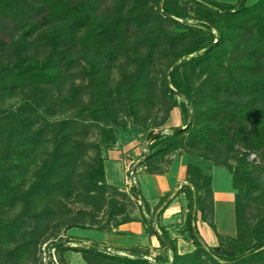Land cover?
<instances>
[{
	"label": "trees",
	"instance_id": "16d2710c",
	"mask_svg": "<svg viewBox=\"0 0 264 264\" xmlns=\"http://www.w3.org/2000/svg\"><path fill=\"white\" fill-rule=\"evenodd\" d=\"M41 43L50 46L46 59L30 62ZM77 47L90 69L70 58ZM4 61L13 67L0 75V105L28 92L34 95L16 119L0 118V123L6 119L0 139V202L16 211L0 224V263L39 264L42 246L60 227L58 221L77 213L69 203L73 199L91 209L81 214L89 217L108 208L116 215L118 202L109 191L127 197L107 182L104 161L93 183L81 169L92 132L84 112L59 123L37 113L38 108L51 114L60 108L58 97L72 83L75 98L84 87L97 94L91 97L97 100L92 118L116 119L117 104L131 117L144 113L146 121L156 111L163 113V127L148 134L149 153L140 164L149 174H155L159 158L185 147L214 166L231 169L234 159L241 165L234 175L239 190L235 236L217 231L211 169L205 172L189 159V184L180 193L188 199L184 239L194 250L181 254L178 241L162 227L161 244L172 258L117 248L131 253L122 256L98 243L77 250L88 264H264V0H0ZM80 75L87 86L76 88ZM176 108L184 128L165 136L162 131ZM240 171L247 184L239 181ZM143 211L151 214L145 201ZM199 213L216 232L217 246H208L201 236ZM149 228L156 234L151 220Z\"/></svg>",
	"mask_w": 264,
	"mask_h": 264
},
{
	"label": "rangeland",
	"instance_id": "374dc122",
	"mask_svg": "<svg viewBox=\"0 0 264 264\" xmlns=\"http://www.w3.org/2000/svg\"><path fill=\"white\" fill-rule=\"evenodd\" d=\"M218 1L227 4H235L237 2V0ZM256 1L258 0H251V3H255ZM189 23L196 24L194 21H189ZM49 49V45H45L44 43L38 44L31 54L32 60H30V62L41 64L46 59ZM72 54L73 55L70 57L71 59L77 60L78 64L80 63L83 67L90 69L91 63L86 62L84 59L81 47H77L72 50ZM12 67L7 61L0 63V75L6 73V71ZM116 80L118 79L115 78V82H117ZM72 85V83H69L67 88L63 90L62 95L58 97L61 102L60 108L53 109V114L48 113L46 107L40 109L38 108V110L36 109L37 113L40 116L47 117L52 122L59 123L61 121L70 119L71 117L80 116V114L84 112L83 116H85L86 123L91 126L92 132L90 133L89 138L86 140L91 145V148L88 153L80 160L81 169L88 171L87 179H89V182L93 183L101 177L100 166L102 165L103 161L105 162V160L110 159V157L115 158V160L117 157L123 158L125 181L123 185L119 187L115 186V188L127 197L123 198L122 196L117 195L115 191H109L108 196L118 202L116 215L112 214L113 211L108 208L101 213L93 212L89 217L83 216L81 214H83V212L91 213V209L84 207L82 204L76 203L74 199L70 201V206H72L77 213L70 219L58 221L60 227L55 232L50 233L47 243L42 246V259L39 264H51V262H53V264H88L84 260L83 254L77 250H80V248H90L89 246L92 247L98 243L101 244L103 234L105 233H125L126 231H123V226H126V223H140L146 227L147 233L150 234L152 233L151 229L149 228V221L151 220L154 222L155 229H158L156 220L159 219V213L156 214L157 212L155 211L153 214H148L144 211L142 212L144 201L142 198L138 200L134 196L133 190L136 189L138 191V185H140V175L143 174L144 171H147L146 166H143L144 169L142 171L138 170L141 166L140 164L144 160V155L147 152L149 153L147 148L149 144L148 134L151 131L160 132L163 127L160 125L163 118V113L156 111L154 115L146 121L144 113L139 114L138 117H131L130 113H127L126 109L125 111L122 110L121 105L117 104V106L113 105L116 108L114 110L119 112V114L116 116V119L105 118L100 120V115H96L94 118H92L90 112L95 108L97 100L96 97H91L94 95L97 96V94L94 92L92 95V93H90V91L84 87V85L87 86V80L85 81L84 77L82 76L76 81L75 85L76 88H80L81 86L84 87L80 96L76 98L73 97V90L71 89ZM32 95H34V92H28L22 96L11 98L4 104L0 105V118H7L8 120L16 119L18 114L27 109L26 103L29 99H31L30 97ZM113 99H116V97ZM4 120H2L0 123V139L2 132L1 126L5 123ZM184 123L185 119L182 116L180 109L176 108L170 114L162 134L165 136H172L173 129L183 127ZM164 141L166 142L167 139ZM166 143L163 144L162 147L165 146ZM53 146L54 145H52V147ZM187 148L190 147L179 149L175 152L169 153L164 158H159L155 164V174L164 175L170 170L174 163L176 165H180L183 162L184 164H187L189 159L191 163L196 166H200L205 172L206 170L210 171L211 169L210 174L213 177L214 191H216L218 197H228L230 200L231 198H234V203L230 201L229 204L224 203L221 198L217 199V231L219 230L218 232L225 236H235L237 233L235 197L236 194L239 193V190L234 188V175L236 171L239 170L241 166L240 163L235 159L231 160V169L214 166L209 160L192 155L191 152L189 153L185 150ZM99 153L102 157H99ZM254 158L255 156H252L250 161H252ZM129 167L134 170L133 176L131 175V171H128ZM242 174L243 172L240 171L239 181L242 184H247L246 181L243 179L241 180ZM132 179H134V185H132ZM181 187L182 186H180V188ZM123 208H125V210ZM15 214L16 211L11 207L9 202H0V224L10 221L8 219ZM201 229L203 235L206 238V241H204L207 245L212 244L213 241H216V239L218 241V238H216V232L210 227L208 223H203L201 225ZM105 230L107 232H105ZM55 244H62V247L64 248L55 247ZM160 245L162 255L167 256L168 250L163 252L164 247L162 244ZM99 248L108 250L109 252L118 253L122 256H131L130 252H116V249L108 245L101 244ZM170 257L172 258V256ZM147 258L150 259L151 262H154L151 257ZM8 263L13 264V261H9ZM0 264H6L4 259L1 260Z\"/></svg>",
	"mask_w": 264,
	"mask_h": 264
},
{
	"label": "crops",
	"instance_id": "0c3cea01",
	"mask_svg": "<svg viewBox=\"0 0 264 264\" xmlns=\"http://www.w3.org/2000/svg\"><path fill=\"white\" fill-rule=\"evenodd\" d=\"M188 163L189 161L187 162V164H184L183 162L180 165H176L174 163L171 166L170 170L164 175L149 174L147 173V171H144V173L140 175V185H138V192L140 193L141 198L150 207L151 214H153L154 211L157 212L156 214L161 213L159 220H156V223L158 225L156 234H148L147 229L146 227H144V225L136 222H131L126 223L127 225L123 226V231H126L125 233L103 234L101 244L108 245L114 249L138 248L140 250H149L152 256H155L158 253V255H160V253L162 254V251L160 250V244L162 234L161 228L163 227L166 229V231L169 232L173 239H176L178 241V249L181 254L192 252L194 250V246L184 239L185 237L183 233L188 214V199L185 194L180 193V186L189 184L187 181ZM104 165L107 182L110 185L116 187L123 185L125 181V172L123 171V158L117 157L115 160V158L110 157V159L105 160ZM143 169V166H140L138 171H142ZM214 192V218L215 224L217 225V199H220L221 197H218L216 191ZM221 200L226 204H229L230 201L234 203V198H231L230 200L228 197H222ZM203 223L206 222L202 221L200 214L198 215L197 226L199 228L201 236L206 241V238L203 235L201 229V225ZM208 245L217 246V239L216 241H213L212 244ZM163 250V252H165V249ZM168 252L167 254L172 256V251L169 250Z\"/></svg>",
	"mask_w": 264,
	"mask_h": 264
},
{
	"label": "built area",
	"instance_id": "2783aa9c",
	"mask_svg": "<svg viewBox=\"0 0 264 264\" xmlns=\"http://www.w3.org/2000/svg\"><path fill=\"white\" fill-rule=\"evenodd\" d=\"M132 165V164H131ZM128 171H131V175L133 176L134 175V170H132L130 167L128 168ZM133 180V184L132 185H134V179H132Z\"/></svg>",
	"mask_w": 264,
	"mask_h": 264
},
{
	"label": "water",
	"instance_id": "95a60500",
	"mask_svg": "<svg viewBox=\"0 0 264 264\" xmlns=\"http://www.w3.org/2000/svg\"><path fill=\"white\" fill-rule=\"evenodd\" d=\"M191 119H192V117L190 118V121H191ZM190 123V122H189ZM89 247H91V246H89ZM140 257H143V256H140ZM145 259H147V260H149V261H151L150 259H148V258H145Z\"/></svg>",
	"mask_w": 264,
	"mask_h": 264
}]
</instances>
